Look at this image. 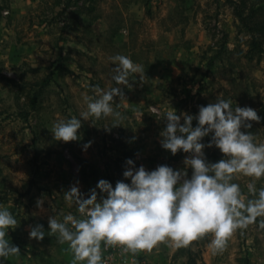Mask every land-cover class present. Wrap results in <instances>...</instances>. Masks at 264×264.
<instances>
[{
    "label": "rangeland",
    "instance_id": "374dc122",
    "mask_svg": "<svg viewBox=\"0 0 264 264\" xmlns=\"http://www.w3.org/2000/svg\"><path fill=\"white\" fill-rule=\"evenodd\" d=\"M259 6L263 11L246 19L250 25L264 23V0H0V207L18 221L7 238L20 248L0 264H71L68 243L48 234L49 217L79 216L64 199L73 185L84 198L95 188L99 200L106 197L96 188L101 179L113 188L117 181L130 184L123 176L128 159L137 169L169 166L191 178L184 164L191 154L172 155L160 143L169 110L195 117L200 106L231 100L233 109L257 111L260 122L241 131L264 143V31L249 32L236 12L247 17ZM117 54L143 66V81L139 74L128 86L112 80ZM95 86L122 89L124 98L113 101L126 117L121 125L112 126L111 116L90 117L77 141L54 139V124L80 118ZM204 153L209 163L226 159L214 145ZM253 179L238 174L233 182L249 196ZM261 187L264 178L256 181ZM260 219L238 230L222 254H213L209 234L187 248L162 243L134 257L117 247L115 264H264ZM36 225H43L42 241L29 237Z\"/></svg>",
    "mask_w": 264,
    "mask_h": 264
},
{
    "label": "clouds",
    "instance_id": "9594fccd",
    "mask_svg": "<svg viewBox=\"0 0 264 264\" xmlns=\"http://www.w3.org/2000/svg\"><path fill=\"white\" fill-rule=\"evenodd\" d=\"M116 65L112 69V80L117 85H129L130 77L139 74L144 77L142 65L130 57L117 54L111 57ZM95 98L85 96L86 110L67 120L54 124V139L65 143L79 139L78 130L82 120L90 117H113L112 126H119L125 119L113 108L114 97L124 98L120 87L108 90L95 86ZM158 115L157 113H154ZM161 133V146L176 155L182 150L190 153L184 164L192 169L191 178L186 171H174L169 166H158L147 171L143 165L130 166L123 172L131 183L117 181L115 188L101 179L96 189L90 190L84 198L80 189L73 185L64 194V199L77 206L79 216L71 213L49 217V235L58 237V243H68L72 254L71 264H106L103 253L109 248H120V255L140 252L151 253L159 244L169 243L174 248H187L193 242L211 234L209 247L213 254H222L238 230L243 234L250 225L257 224L264 230V187L256 188V181L264 178V143H257L256 136L241 131L250 129V121L260 122L261 117L251 107H232L231 100L218 98L207 106H200L197 116L186 113L177 115L169 110ZM183 117V123L181 118ZM193 119L198 124L192 126ZM212 134L205 145L201 141ZM91 141L84 145L87 149ZM218 148L226 157L215 163L207 162L205 147ZM254 178L247 185L249 196L242 193L240 185L233 182L237 175ZM43 200L37 201L42 207ZM18 225L17 219L4 207H0V258L18 257L20 248L7 238L9 228ZM31 239L42 241L45 237L43 225L31 227ZM103 244V248H102Z\"/></svg>",
    "mask_w": 264,
    "mask_h": 264
},
{
    "label": "trees",
    "instance_id": "16d2710c",
    "mask_svg": "<svg viewBox=\"0 0 264 264\" xmlns=\"http://www.w3.org/2000/svg\"><path fill=\"white\" fill-rule=\"evenodd\" d=\"M260 11H263V7L262 6H259L255 9H251L249 14L247 15V17H245L238 9H236V12H237V16L239 17V20L241 21V23L247 27V29L249 30V32H263L264 31V23L260 20H254L253 21V24L250 25L248 22H247V18H250V19H254V17L260 13ZM214 162V160H213Z\"/></svg>",
    "mask_w": 264,
    "mask_h": 264
},
{
    "label": "built area",
    "instance_id": "2783aa9c",
    "mask_svg": "<svg viewBox=\"0 0 264 264\" xmlns=\"http://www.w3.org/2000/svg\"><path fill=\"white\" fill-rule=\"evenodd\" d=\"M117 248H111L107 250L106 253L103 254V258L106 260V264H115V261L117 260L115 251Z\"/></svg>",
    "mask_w": 264,
    "mask_h": 264
}]
</instances>
